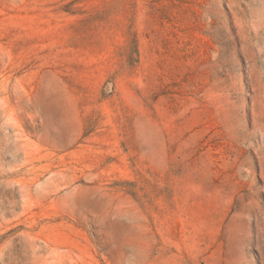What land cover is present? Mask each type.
Masks as SVG:
<instances>
[{"label":"rangeland","instance_id":"rangeland-1","mask_svg":"<svg viewBox=\"0 0 264 264\" xmlns=\"http://www.w3.org/2000/svg\"><path fill=\"white\" fill-rule=\"evenodd\" d=\"M0 264H264V0H0Z\"/></svg>","mask_w":264,"mask_h":264}]
</instances>
